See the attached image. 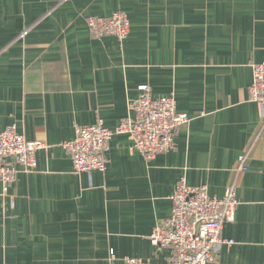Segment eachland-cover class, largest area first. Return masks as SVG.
Instances as JSON below:
<instances>
[{
    "label": "crops",
    "instance_id": "1",
    "mask_svg": "<svg viewBox=\"0 0 264 264\" xmlns=\"http://www.w3.org/2000/svg\"><path fill=\"white\" fill-rule=\"evenodd\" d=\"M124 11L130 34L98 38L90 16ZM264 62V0H0V130L46 147L8 191L0 181V264H171L150 235L178 182L239 205L209 264H264V116L250 100ZM148 85L190 117L176 148L147 159L115 134L105 171L76 172L63 143L99 119L114 129ZM245 155V168L239 169Z\"/></svg>",
    "mask_w": 264,
    "mask_h": 264
},
{
    "label": "built area",
    "instance_id": "2",
    "mask_svg": "<svg viewBox=\"0 0 264 264\" xmlns=\"http://www.w3.org/2000/svg\"><path fill=\"white\" fill-rule=\"evenodd\" d=\"M90 32L98 37L115 36L124 41L130 34L127 14L118 10L111 16H90ZM250 100L256 102L264 116V62L253 63ZM136 118L127 116L111 129L99 119L95 124L79 126L73 140L63 143L72 158L74 170L80 172L105 171L107 153L112 137L128 133L132 138L131 151H140L147 159L168 153L176 148L178 126L189 122L186 113L177 110L175 96L154 98L148 85L141 86V94L129 103ZM46 147L41 140H28L15 125L0 130V181L4 191L14 184L20 172H31L37 163V152ZM243 155L239 169L245 168ZM170 216L161 220L150 235L151 242L172 252L171 264H209L216 259L220 246L233 244L222 235L226 223L236 217L239 199L237 186L231 184L222 198L212 197L207 186H189L185 178L178 182L172 196ZM110 264H120L114 255ZM121 264H149L140 258L126 257Z\"/></svg>",
    "mask_w": 264,
    "mask_h": 264
}]
</instances>
